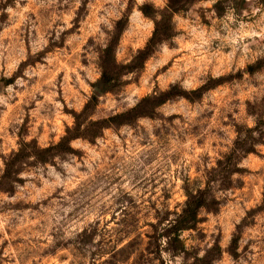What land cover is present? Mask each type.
I'll return each instance as SVG.
<instances>
[{
    "label": "rangeland",
    "instance_id": "obj_1",
    "mask_svg": "<svg viewBox=\"0 0 264 264\" xmlns=\"http://www.w3.org/2000/svg\"><path fill=\"white\" fill-rule=\"evenodd\" d=\"M169 1L0 0V264H264V0Z\"/></svg>",
    "mask_w": 264,
    "mask_h": 264
},
{
    "label": "trees",
    "instance_id": "obj_2",
    "mask_svg": "<svg viewBox=\"0 0 264 264\" xmlns=\"http://www.w3.org/2000/svg\"><path fill=\"white\" fill-rule=\"evenodd\" d=\"M195 1H201V0H178L169 1V4L167 5V8L165 9L163 15L166 18L171 17L172 14L178 12L179 10H183V7L178 6H184L186 4H189L190 2ZM178 4V5H177ZM180 4V5H179ZM170 15V16H169ZM167 30H170L169 23L168 25H162L160 22L155 21V30L153 32V35L151 39L149 40L147 46L145 47L144 51H139L138 53L147 52L148 54L151 53L154 48L161 44L162 42L168 40L171 36L169 33H167ZM113 46L109 45L103 52L102 57L100 59L99 68L101 71V77L97 83V85L94 87L95 92L94 94L97 95L98 93H105V92H111L114 91L119 84H121V76L125 73L119 72V67L116 64L114 58L111 59V54H113ZM129 72V71H127ZM73 138H76L70 134V130L67 132V136L64 138V141H70ZM50 149H45V152L50 151ZM10 175H9V166L8 164H5V172H3V175L0 178V185L7 184L8 181H10ZM2 190V189H0ZM200 197H195L193 195H189L186 202L184 203V208L180 215L177 216V219L173 223H169V231H168V242L169 245H175V252L178 253H184L185 247L183 242L180 239V233H182L185 230H194L199 223L198 221V211L202 207H204V199H199ZM206 206V205H205ZM173 236V238H172ZM219 250V248H218ZM207 259L204 258H195L193 264H208L206 263Z\"/></svg>",
    "mask_w": 264,
    "mask_h": 264
}]
</instances>
